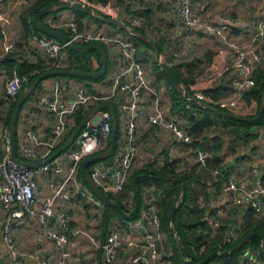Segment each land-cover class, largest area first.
<instances>
[{
  "label": "built area",
  "instance_id": "2783aa9c",
  "mask_svg": "<svg viewBox=\"0 0 264 264\" xmlns=\"http://www.w3.org/2000/svg\"><path fill=\"white\" fill-rule=\"evenodd\" d=\"M5 1L0 0V37L3 38V44L8 52L16 46L17 41L8 36L7 28L13 21L15 10L26 0H14L12 7L4 9L1 5ZM65 1L89 3L105 15L119 17V7L110 3H94L88 0ZM179 1L178 13L187 29L185 38L188 41L193 40V29L199 28L221 36L225 42L235 48L234 66L239 70L233 78V83L237 88L236 97L216 100L217 104L235 113L241 109L240 99L255 85L254 63L261 60L258 44L264 40V12L252 21L255 29L251 40L245 44H238L233 42L229 36L228 30L232 20L228 15L221 16L219 21H214L203 17L193 0ZM257 1L264 2V0ZM49 23L53 27L67 28L68 37L73 43L86 45L100 42L113 46L115 52L112 60L117 69L113 74L112 86L108 92L93 91L86 85H82L78 87L74 97L70 100L65 96V87L68 88L70 85V78L65 75H56L49 92L41 102L42 109L54 117V123L48 138H40L31 130L26 131V138L29 141L23 143L22 152L28 159H46L50 156L63 141L81 106L120 100L123 94H128V100L121 99L119 104L122 133L114 153L115 166L111 168L103 163H96L92 166L91 175L102 190L114 195L126 190L139 154L137 126L142 117H145L151 124L168 128L178 144L190 146L180 152L175 146L164 147L149 156V164L156 167L163 165L167 160H178L181 165L178 170H184L187 162L190 161L202 167L206 166L210 157L209 151L200 146L195 149L193 144L199 142V137L191 135L181 126L176 117L168 115L158 93L148 83L144 63L138 56L139 47L132 38L107 31L83 30L77 20H56L51 17ZM31 38L45 50L53 67L60 66L64 48L67 47L65 43L36 31L32 33ZM29 79L28 74L15 72L8 80L5 101L11 103L17 101L19 93ZM145 89H149L155 95L149 111H145L142 104ZM196 96L202 100L205 98L203 93H198ZM2 112L3 107L0 105V116ZM111 133L112 116L108 109H103L99 112V118H91L87 122L70 147L37 168L15 163L11 158L10 146L7 152L2 157L0 156V176L2 178L0 204L6 213L4 217L0 214V237L10 255V264H22L14 231L26 223L30 216L38 219L46 236L54 242L57 252L56 255L51 254L39 260L38 263L70 264L74 261L75 256L71 249L74 238L81 234L88 235V232L85 228L73 227L69 209L58 210L56 203L62 199L71 205L74 196L79 195L96 208L103 207V201L80 181L79 170L84 159L109 147ZM212 171L216 176L220 174L218 169ZM249 172L255 179L251 187L242 186L243 180L232 177L223 185V191L228 193L225 201L217 203L213 201V198H209L203 203L210 212L209 219L214 229L219 228L223 219L228 214L235 213L237 207L245 202H248L249 207L254 210L255 216L264 214V162H251ZM57 176H62V179L57 180ZM39 178L46 179L47 186L52 191L50 195L44 196L41 200L42 190L39 187ZM151 197H154L153 193ZM38 203L40 206L37 209ZM53 220L57 221L59 229L51 226ZM242 224L243 220L235 221L228 231L227 241H234L239 236L238 229H242ZM128 226L141 231V236L129 235L127 228L119 220H115L105 239L98 243V247L103 252L104 264H124L122 257L126 252L130 254L128 264H160L157 258L161 255L160 246L164 241V234L159 207L155 201L149 203L143 215L129 220ZM247 255L251 256V263L264 264V261L252 256L249 249ZM214 264L222 263L217 261Z\"/></svg>",
  "mask_w": 264,
  "mask_h": 264
},
{
  "label": "crops",
  "instance_id": "0c3cea01",
  "mask_svg": "<svg viewBox=\"0 0 264 264\" xmlns=\"http://www.w3.org/2000/svg\"><path fill=\"white\" fill-rule=\"evenodd\" d=\"M34 2L35 0H26L23 5L19 6L15 10L12 23L7 28L8 36L17 41L16 46L7 52L3 44V38L0 37V105L3 107V112L0 116V156H3L7 152L9 146L11 148L9 128L6 124V117L9 109L8 105L10 102L5 101L6 86L9 78L13 76L15 72H18V64L24 61L34 64L38 63L42 66L48 65L51 62L45 50L39 46L37 42L32 40L31 35L35 31L32 30L26 33L22 24L21 13L32 6ZM92 2L110 3L119 7V15L122 14L126 16L129 14L128 19L130 21L132 17L138 16L139 21L136 24L141 25L150 38L162 43V54L166 62L170 66L182 64L184 75L190 76L191 74L194 77V82L191 86L196 92L203 93V90L211 89L212 93L217 97V100L236 97L237 88L233 83V78L238 74L239 70L234 66L236 58L235 48L225 42L221 36L202 31L199 28L193 29V40L188 41L185 38L187 29L178 13L179 0H92ZM204 2L206 5H211L208 9L209 11H206L207 18L214 21H219L221 16L224 15H228L231 18L232 21L228 30L229 36L233 42L238 44H245L251 40V36L255 29L252 26V21L255 17L264 12V2L257 0H204ZM13 5L14 0H6L1 6L6 9ZM72 10L73 9H60V11L58 10L54 14L49 15L45 19L46 23L43 22L55 28L49 23L51 17H54L56 20L66 21L76 20V17H80L79 19L82 21L81 27L83 30L107 31L125 36L119 29L113 26L99 23L85 15L77 16ZM57 28L59 27L55 29ZM62 30L63 32L65 31L67 35L69 34L67 28H62ZM258 46L261 53V60L254 63L255 71L259 68H264V40L260 41ZM107 47L111 56V68L106 78L98 81L70 78V85L68 88L65 87V96L68 100L74 97L78 87L82 85H86L91 90L97 92H108L111 89L112 77L117 67L112 60L115 48L110 45H107ZM139 55L144 63L150 87L158 93L163 107L167 110V113H169L171 108V95L166 81L162 78H158L154 72V51L146 48L140 51ZM67 58L68 53L64 51L60 64L63 66L66 65L63 61L64 59L67 60ZM91 59L92 65L97 67V58L92 56ZM55 77L56 76L44 79L21 111L17 125L20 154H24L22 152L23 143L29 141L26 138V131L31 130L40 138L49 137L51 126L54 123V117L42 109L41 102L49 92ZM154 98L155 95L153 92L149 89L144 90L142 104L145 111L150 110ZM121 99L128 100V94H123ZM120 100L116 99L113 101L118 102L119 105ZM240 102L241 109L235 111V113L244 116H254L256 114L258 110V102L256 99L247 100L244 95V97L240 99ZM93 118H99V113L94 115ZM254 129L257 132V136L251 141L252 143L249 148L243 153V156L246 154L248 155L245 161L243 160L244 163H242L241 159L228 158L226 154H223V164L228 170L229 178L237 177L243 180L242 186L246 187H251L255 180L249 172L251 162H264V125L256 126ZM137 133L139 137V154L131 175L138 170L150 166L149 156L152 153L159 152L164 147L175 146L179 152L190 148L189 145L178 144L168 128L151 124L145 117L139 119ZM196 137H199L200 142L202 136ZM38 149L42 148L38 147ZM209 158H211V153ZM25 159L28 158L26 157ZM104 160H102L100 164H106L111 168L115 166L114 157L112 161ZM176 166L178 168L181 166L178 160ZM186 167H188L190 171H198L202 168V166L194 163V161L187 162ZM1 179L0 176V181ZM61 179L62 176H57V180ZM79 179L84 184L82 178L79 177ZM202 179L207 183L208 192L210 194L209 198H213V201L217 203L225 201L228 193L223 191V185L226 180H223L220 184H212L214 181L220 179V177H217L212 172L204 175ZM39 183V187L42 190L40 194L41 200L44 196L50 195L52 191L49 190L46 179L39 178ZM127 186L126 190L121 194H117V196H123L125 194L123 202L127 208L132 210L133 198L131 193L127 192ZM153 189L154 186L143 187V204L140 209V215H143L149 203L155 200V197H149V193ZM39 206L40 203L36 205V208L38 209ZM56 207L58 210L64 208L69 209V213L72 216V226L85 228L88 232V235L81 234L74 238L71 249L75 259L70 264H104L103 252L98 247V243L105 239L107 231L111 229L115 220H119L127 228L129 235L136 237L141 236V231L131 229L128 226V220L122 221L117 216L112 217L107 230H105L103 220L100 218L104 208H96L92 203L87 202L86 199L79 195L74 196L71 205L59 199L56 203ZM249 208L248 202H245L242 206L237 207L236 213L228 214L223 220L227 224H229V222L226 221L228 219L234 222L244 221V217L247 215V210ZM0 214L2 217L6 215L1 204ZM256 217L262 219L264 222V214ZM51 226L55 229H59L56 220L51 222ZM163 234L164 241L160 246L161 255L157 260L160 264H171L169 257L172 254L173 243L166 232L163 231ZM14 236L20 252L22 264H39V260L47 258L51 254L56 255L57 253L54 248V242L46 236L35 216L28 217L26 223L16 228ZM0 252V256H2V254H8V264H10V255L6 251L1 237ZM122 261L124 264L130 263L129 252L123 254Z\"/></svg>",
  "mask_w": 264,
  "mask_h": 264
},
{
  "label": "trees",
  "instance_id": "16d2710c",
  "mask_svg": "<svg viewBox=\"0 0 264 264\" xmlns=\"http://www.w3.org/2000/svg\"><path fill=\"white\" fill-rule=\"evenodd\" d=\"M54 1L56 0H35L32 6H30L27 10L21 13V20H22V24L25 28L26 33H29L32 30H34L38 32L39 34H43V32L35 28L33 24V17L42 8H44L45 6H47L48 4ZM72 11H74L77 16L85 15V16L90 17L94 21H97L99 23H105V22H101L93 18L89 14H86L82 11H75V10H72ZM54 13L55 12L45 15L42 18V20L45 22V19L49 15H52ZM79 18L80 17H76V20L79 23V25L82 26V21ZM119 18L123 19L124 22L132 25L137 30L142 32L144 35L148 36L145 29L141 25L132 23L128 19L129 14L126 16L121 14L119 15ZM105 24L109 25V23H105ZM110 25H113V24H110ZM113 26L121 30V32L125 35V37H130L137 43L139 47V53L140 51L146 48L153 50L155 53V49L148 43L144 42L143 40H141L140 38L134 35L128 34L123 28L117 25H113ZM57 29L62 30V28H57ZM158 43L160 44L161 49L163 50L162 43L160 42ZM102 44L106 47L107 53H108V68L104 76L98 79L87 78V77H82V76H70V75H66V77L78 78L81 80H93V81L105 79L111 68V56H110V52L108 50L107 45L104 43ZM64 51L68 53L67 60L64 59L65 61H63V63H65L66 65L63 66L62 64H60V66L56 68H67V69L76 68V69H82V70H88V71H98L102 66L101 54L97 50H92L87 53H80L68 47H65ZM92 56H95L98 60L97 67H94L92 65V59H91ZM138 56L140 58L139 54ZM163 60H164L166 69L169 70L173 74L175 80L181 86L189 90L192 94L196 95L199 93V92H196L191 86L192 83L194 82V77L191 74L190 76L184 75L182 64L170 66L164 59V56H163ZM48 69H55V67L51 65V62L50 64L44 65V66L38 63L36 64L30 63L28 61L19 63L18 68H17L18 73L28 74L30 77L29 82L23 86V89L26 86L30 85L37 75H39L40 73ZM154 70H155L157 77L164 79L169 87V91L171 95L170 97L171 108H170L168 115L172 117L182 118L183 123L182 124L180 123L181 126L184 127L185 130L189 132L191 135L202 136L201 141L193 144V147L196 149L197 146H200L202 149L209 150L211 152V158L207 160L206 166L200 168L198 171H190L188 167H186L184 170H178V167L176 166L177 165L176 160H167L161 166L155 167L154 165L150 164V166H148L147 168L134 172L131 175L128 186H127V192H130L133 198L132 206H134V190H133L132 181L137 174L146 172V173H151V174H161L165 176L180 177L183 179V181L185 182L187 186V195H186L185 202L176 211L174 215V223H175V226L182 240L184 241L185 245L187 246L188 250L190 251L191 255L193 256L196 262H199L205 259L210 253H212L215 250L232 249L245 236L253 232H259L262 235V238L264 240V225H263L264 222L262 219L260 218L258 219L255 216L254 210L251 208L247 210L248 213L244 217L243 227L241 229V232L234 241L229 242L226 239L229 229L235 223L233 220L231 219L226 220L227 222H229V224H227L223 220L222 225L219 228L214 229L211 226L210 219H209L210 212L207 210L206 206L203 205L204 202L209 200L210 194L208 192L207 183L204 181V179H202L204 175L213 172L212 170H215V169L220 170V174L217 176V177H220V179L214 181L212 184H220V182H223V180L229 179L228 170L227 168H225V165L223 164L224 138L223 136L218 135V134H215L213 137L210 136V133L209 135H207L208 129L212 128L219 121H222L225 124L224 127L226 128L229 127V132L234 133L236 135L235 136L236 138L242 140L245 143H248L254 140L257 136V132L255 131L254 128L256 126L264 125V115L258 123H248V122L241 121L235 118H231L225 115L217 114L197 104L195 101L185 98L168 81L165 73L163 72V70L161 69L158 63V60L156 59V53H155V59H154ZM50 77H54V76H50ZM254 78H255V85L245 94V97L247 100H251V99L257 100L258 102V110L256 112L257 114L259 112L260 104L264 97V68L257 69L254 72ZM32 94L25 100V102L23 103L20 109L18 120H17V125H18L21 111L24 105L27 103V101L31 98ZM203 94L205 95L204 100L206 102L210 103L213 106L219 107L223 110L230 111L229 109L224 108L220 106L219 104H217L216 102L217 97L214 95V93H212L211 89L203 90ZM16 102L17 101L13 103L10 102L8 105L9 109H8V113L6 117V124L8 128L10 127V122H11V118H12V114H13ZM111 102L116 107L119 124H121V113H120L118 102H115L113 100ZM92 106L93 105L81 106L79 108L61 144L69 137V135L76 128V126L81 122L85 113ZM121 133L122 131L119 128L118 142L121 138ZM211 145H213V148ZM58 147H56L54 150H56ZM17 149H18V156L25 159L26 156L24 154H20V151H19L18 134H17ZM92 156H89V157H92ZM113 157L114 156H111V158L108 157L109 159H105L104 161H112ZM82 164L83 162L81 163V166H80L79 177L82 178L84 184L92 191V189L90 188V186L88 185L87 181L85 180L82 174ZM144 186H148V187L154 186V189L150 191L149 193V197L151 198V194L153 193L155 197L154 201L159 207V214H160V218L162 222V229L164 232L168 234L169 238L172 240V243H173L172 254L169 257L171 264H186L185 263L186 255H185L184 249L178 245L176 238L174 234L171 232V229L168 223V214L181 194L180 184L177 182H170V181H164V180H159V179H146V180L140 181L139 182L140 209L143 204V187ZM111 196L114 199H116L125 210H128V211L130 210L129 208L126 207V205L123 202V198L125 197V195L124 196L120 195L121 196L120 197V196L111 194ZM102 208H104V210L100 218L103 220L105 230H107L109 222L111 221L113 216H117L122 221H126V220L129 221V219L124 218L122 214L119 212V210L113 206H108V205L103 204ZM140 209H139L138 217L140 216ZM248 249L250 250L252 256L257 257L258 259L264 261V249L262 248V246L257 245L252 242H248L244 244L239 250L233 252L232 254H227L224 256H217L211 259L206 264H212V263L214 264L217 261L222 264H248L251 262V256L247 255Z\"/></svg>",
  "mask_w": 264,
  "mask_h": 264
},
{
  "label": "water",
  "instance_id": "95a60500",
  "mask_svg": "<svg viewBox=\"0 0 264 264\" xmlns=\"http://www.w3.org/2000/svg\"><path fill=\"white\" fill-rule=\"evenodd\" d=\"M60 9H73L75 11H82L86 14H89L93 18L117 25L121 28H123L128 34L134 35L144 42L148 43L155 49L156 53V59L158 60V63L165 73L168 81L172 84V86L178 90L185 98L195 101L197 104L217 113L220 115H225L231 118H235L241 121H245L248 123H258L263 115H264V97L262 99V102L260 104L259 112L255 116H244L240 115L231 111L223 110L219 107L213 106L210 103L206 102L205 100L200 99L195 94H192L189 90L181 86L174 78L173 74L166 69L165 63L162 56V49L160 44L155 41L154 39L150 38L149 36L144 35L142 32L137 30L132 25L124 22L123 19L119 17H113L108 16L100 11H98L93 5L89 3H85L82 1H65V0H56L44 8H42L38 13H36L33 17V24L36 29L43 32L46 35L55 37L59 41L66 44V46L72 50H75L80 53H87L92 50H97L101 54V62L102 66L98 71H88V70H82V69H67V68H55V69H48L39 75H37L34 80L31 82L30 85L26 86L20 95L18 96L16 105L14 107V111L12 114L10 127H9V134L11 139V158L12 160L20 165L29 166L32 168H37L40 165L47 163L54 159L59 153L66 150L68 147L72 145L77 135L81 132V130L84 128V126L87 124L91 118H93L94 115L102 111L103 109H108L112 116V133H111V139H110V146L92 156L87 158L82 165V174L87 181L88 185L92 189V191L103 201L105 205L113 206L119 210V212L122 214V216L126 219L133 220L138 217L139 209H140V190H139V182L146 180V179H159L164 181H170V182H177L181 186V194L178 200L173 205L172 209L170 210L168 214V223L171 229V232L174 234L176 241L180 247L184 249L185 252V263L186 264H206L211 259L217 257V256H224L227 254H232L233 252L239 250L244 244L248 242L255 243L257 245L262 246L264 249V240L262 238V235L259 232H253L247 236H245L235 247L232 249H226V250H215L212 253H210L205 259L196 262L191 255L190 251L188 250L187 246L185 245L184 241L182 240L176 226L174 223V215L176 211L183 205L186 199L187 195V186L182 178L180 177H174V176H165L161 174H151V173H140L137 174L133 181V190H134V206L133 209L130 211L125 210L120 203L114 199L111 194L105 192L101 189V187L95 182L91 175L92 166L101 160L107 159L108 157H111L114 155L117 149L118 145V130H119V120L118 115L116 111V107L112 102H101L93 105L88 109V111L85 113L83 119L81 122L76 126V128L73 130V132L69 135V137L46 159L41 158H34V159H23L18 156L17 153V120L19 116L20 109L25 102V100L37 89L38 85L41 83V81L45 78H48L50 76H56V75H70V76H82L87 78H94L98 79L102 76H104L107 72L108 68V53L106 47L100 43V42H93L90 44H77L70 41L68 35L58 29L52 28L48 25H46L42 18L52 12H56ZM223 246V244H222Z\"/></svg>",
  "mask_w": 264,
  "mask_h": 264
},
{
  "label": "rangeland",
  "instance_id": "374dc122",
  "mask_svg": "<svg viewBox=\"0 0 264 264\" xmlns=\"http://www.w3.org/2000/svg\"><path fill=\"white\" fill-rule=\"evenodd\" d=\"M88 1L89 2H92V0H88ZM247 1H249V0H247ZM193 2L195 4V6H197L199 8V11L203 15V17H207L206 11H209L208 9L211 7V5H208V4L206 5L205 2H204V0H201V1L200 0H193ZM249 4H251V3H249ZM138 21H139L138 16H134V17L131 18V22L132 23H135L136 24V23H138ZM110 26H113V25H110ZM80 28L82 29L81 26H80ZM114 28H116V27H114ZM154 72H155V70H154ZM176 118L179 120V122L181 124L183 123L182 118H180V117H176ZM224 126H225V124L222 121H219L212 128L208 129L207 135H209V133H210V136L211 137H213L215 134H218V135L223 136V138H224L223 153L226 154V156L228 158H238V159H241L242 163H244L243 160L245 161V158H247L248 155L246 154V155L243 156V153L249 148V146H250V144L252 142H248V143L243 142L242 140L236 138L235 137L236 135L234 133L229 132V127L226 128ZM119 128L121 130V124H119ZM211 146L213 148V145H211ZM209 153H211V152L209 151ZM109 158H111V157H109ZM109 158H107V159H109ZM101 161H98L96 163L97 164H100ZM242 227H243V224H242ZM240 230L241 229L239 228L238 229L239 234L241 232ZM172 250H173V248H172ZM0 255H1V252H0ZM8 260H9L8 259V254H5V255L2 254V256H0V264H8L9 263ZM248 264H253V263L250 262Z\"/></svg>",
  "mask_w": 264,
  "mask_h": 264
}]
</instances>
